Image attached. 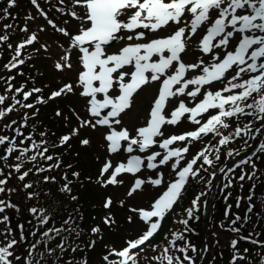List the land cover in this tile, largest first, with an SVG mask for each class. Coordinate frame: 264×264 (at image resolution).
<instances>
[{
	"label": "snow or ice",
	"instance_id": "1",
	"mask_svg": "<svg viewBox=\"0 0 264 264\" xmlns=\"http://www.w3.org/2000/svg\"><path fill=\"white\" fill-rule=\"evenodd\" d=\"M31 3L39 8L37 0H31ZM74 4L84 9L83 16L78 15L75 11L71 12V16L81 22L82 26L79 32L72 35L63 28L59 31L70 37V49H76L79 53L82 68L78 76V82L82 86L80 95L88 98V111L92 117L96 118L94 121H82L81 126L92 128H96L98 125L107 126L109 131L104 138L108 142L111 153H116L122 148L127 153H133L137 150L146 153L154 146L164 150L163 153L152 151L150 155L144 158L139 155L130 156L126 164L120 163L113 169L106 183H122V181L117 180V176L122 172L132 174L139 172L145 166V160L148 169L168 165L171 161V168L177 176V179L167 186V189L148 209H133V211L139 213V218L146 225V230L142 235L135 240L127 241V246L121 250H111L108 255L103 257L107 264H138L139 252L135 250H142V246L161 228L162 221L180 199L189 178L195 179L200 174L203 165L211 166L213 164V160L206 155L209 152L207 146L183 166L181 161L184 159V154L189 152V147L187 145L175 148L170 146L177 141L191 143V141L200 140L203 136L209 134L222 136L218 144L223 146L228 144L231 139L229 136H223L219 131L221 127H229V124L225 122L226 118L239 115H255L258 119L264 121V0H74ZM13 6H15V0H9V7ZM4 12L7 14V9ZM212 13H215L214 19ZM85 24L86 27L83 26ZM173 26H175V30L166 37L152 39L148 42H134L143 40L146 31L157 33ZM6 27H10V25ZM201 29L204 30L205 34L200 40L199 50L204 54L211 53L212 62L206 64L203 59H200L197 63L185 64L181 54L187 49V41ZM24 31H27V29H24ZM234 38L235 44L231 45L232 50H229L230 42ZM7 39V36H0V40ZM36 39L37 37L32 35L25 43L32 44ZM119 41H124L123 46L117 51L109 53L107 49L113 45V42ZM25 43L18 46L13 57L14 62L5 65L6 68H16V61H18V64L24 63V60L18 59V57L21 55L20 49L25 47ZM215 49L221 51H214ZM221 52H223V55H221ZM70 56L71 52L69 50L61 58L64 62H57L55 67L61 71L66 68L70 69ZM197 69L200 70L201 74L192 78H185L188 71H196ZM230 73L231 75H229ZM242 73L258 74L242 80ZM157 81L160 82V88L145 126L136 129L135 136L130 135L127 129L117 131L113 125L121 123L119 117L131 108L133 96L145 85ZM214 82H220L223 85L222 89L213 92L204 88V86H210ZM190 86L195 87L190 89ZM202 88H204L203 99L194 107H188L185 101L180 99V97L194 99L201 95ZM8 90L10 91L11 87ZM16 91L21 92L23 90L17 89ZM40 91V89H33L24 92L23 99L27 100L33 92ZM72 91V85H65L61 90L52 93L50 98L59 97L65 92ZM224 93L231 94L224 95ZM172 98H176L177 106L171 111L170 115H166L165 108ZM7 99L6 96L0 95V105L5 104ZM13 99L15 100V97ZM250 99L252 103H248ZM38 102L43 103L45 101L39 99ZM20 103V100H15V104ZM15 104L0 110V119L4 118L7 113H11ZM22 106L25 108L34 107L32 104H23ZM245 108L253 111L246 112ZM105 109H110V111L101 116L102 111ZM209 110H216V114H209L206 121L201 123V120L197 117L209 113ZM57 115H60V113H57ZM182 118H187L199 127L195 131L185 134L172 135L163 140L157 139L164 136L162 131L164 125H176ZM12 123L15 124L16 122L13 121ZM5 127L11 128V125ZM14 131L18 135H23L19 128ZM78 132L79 129H73L71 134L64 135L61 138V143H68L72 136L78 134ZM242 132L244 135H248L251 132V127L237 128L234 135L238 137ZM28 139H31V137ZM44 143L43 141L40 144L33 142L31 147L21 149L14 138L10 139L8 136L0 135V146H5L4 152L6 153L0 156V160L6 162L9 156L19 151L20 155L15 158L20 163H16L11 167L14 168L15 172L20 173L25 158L32 162L37 160V156L48 161L53 159L50 155L45 156L48 151L47 148L36 151L34 155H27L29 151L41 149ZM81 143L87 145L89 141L85 139ZM216 151L218 153L219 148ZM258 151L264 152V143L260 144ZM236 154L239 155V153ZM228 155L231 156L233 153L229 152ZM201 158L200 167H194L198 161H201ZM219 158V155H217L216 159ZM244 165H250L253 171L251 173L242 172L239 176L241 181L245 180L246 177L252 179L256 175L254 171L256 165L252 162L251 157L241 159L236 167L239 168ZM50 167H59V163ZM110 168H112L111 162H107L102 169V174L107 173ZM29 171H24L18 178L23 181L29 175ZM42 171H45V169L37 168V172ZM221 171L223 172L224 169H221ZM230 171L234 170L230 169ZM3 175V170L0 169V176ZM10 175L11 173H9ZM74 175L78 174L74 173ZM48 179L54 180L55 178L45 177L46 181ZM148 182L158 186L162 183V178L149 180ZM7 183V178L0 179V193L14 191V189L4 187ZM144 183V180L137 179L129 195L140 189ZM231 184L232 180L228 178L224 187H231ZM24 187L31 188L32 185L25 184ZM61 191L70 192L71 189L65 184ZM201 195L204 194L201 193ZM199 200L200 196H197L192 201L193 207L186 209L188 218L180 221L185 225V231H190L187 225L189 220L193 218L194 212L199 210ZM249 200H252L251 195ZM110 204V200L106 201L105 207ZM5 208H16V205L6 203L3 199H0V213H4ZM30 211L33 215L38 214L41 226L48 224L50 218L44 215L43 209L33 207ZM248 212H252L251 206L248 208ZM225 214L227 215V212ZM239 219L240 217L237 216L232 220V224H236ZM7 220L8 217L4 216L0 223L7 222ZM68 223L69 221H65V224ZM105 223H110V220L106 218ZM67 230L74 231V229ZM62 231H65V229L49 228L41 234V242L44 243L49 255L54 253L56 248H59L61 253L67 251L65 248L66 237L56 245V248L47 247L49 241L54 240ZM92 231L96 233L99 228H94ZM230 231L238 233L240 228L232 227ZM77 235L79 234L77 233ZM45 237L47 239H43ZM173 237L169 241V246L165 247L161 255L154 257V259L159 264H185V262L195 264L194 257L188 254L189 251L193 253L197 251L195 246L186 241L183 233H173ZM241 239L250 240V237H241ZM177 241H185V243L183 246H178ZM16 243L17 241L13 239L0 247V264H12V260L9 258L13 256V252L10 249ZM251 243L264 247V242L258 240H251ZM237 244L236 239L231 241L233 255L230 264H237L238 260H245V257L240 254ZM91 246L90 244L89 247ZM35 247L36 245L32 246L33 249ZM170 249L182 253L183 258L169 254ZM72 251L75 252L76 248L73 247ZM244 252H248V249L245 248ZM40 255L43 258V254ZM109 256H115L118 259L110 261ZM59 258L57 257V259ZM16 259L19 260L20 258L16 257ZM28 264H31V260L28 261ZM69 264H71V261H69ZM82 264H87V261L84 260ZM260 264H264V257H261Z\"/></svg>",
	"mask_w": 264,
	"mask_h": 264
},
{
	"label": "trees",
	"instance_id": "2",
	"mask_svg": "<svg viewBox=\"0 0 264 264\" xmlns=\"http://www.w3.org/2000/svg\"><path fill=\"white\" fill-rule=\"evenodd\" d=\"M32 8L33 5L28 0H15L13 7H9V0H0V36L8 37L7 40H0V95L8 98L5 104L0 105V110L15 104V100L21 101L20 104H15L11 113H7L4 118L0 119V135L8 136L10 139L14 138L21 149L31 147L33 142L40 144L43 141L45 143L41 149L29 151L27 155H34L36 151L47 148L45 156L50 155L53 159L48 161L37 156V160L32 162L25 158L20 173L15 172L11 167L20 163L15 158L20 155L19 151L9 156L6 162L2 160L3 166L0 165V169L3 170L4 175L0 177L1 179L7 178L8 183L4 187L14 189V191L0 193V199L16 205V208H12L14 216L11 221L19 220V231L24 234L22 242L29 237V241L24 245L27 250L22 247L25 251L23 259L20 262H17L16 259L22 255L18 240L10 249L13 256L9 259L15 264H28L29 260H31V264H69V261L71 264H82L84 260L89 264L92 257L102 252L106 253L112 248L126 247V242L134 240V236L132 230L130 234H125L122 228V225H125L124 221H114L112 218L113 209H105L101 204L98 198L99 188L86 182L90 177L89 167L92 156L88 152V146L81 143L85 138V129L75 125L77 106L75 103L67 102V93L50 98L52 93L64 88L67 75H60L58 82L59 80L61 82L57 83L55 78L47 74L48 69L55 72V62L40 49V39L44 36L42 27L45 24V19L38 16ZM5 9H7V14L4 12ZM8 25L10 27H6ZM32 35H35L37 39L32 44H26L25 42ZM21 43H25V47L20 49L21 55L18 59L24 60V63L18 64L16 61V68H6L5 65L14 62L13 57ZM43 68H45V72L41 71L40 74V70ZM9 87H11L10 91ZM17 89L23 91L17 92ZM33 89L41 91L33 92L32 96L24 100L23 93ZM39 99H43L45 102L39 103ZM248 103L250 102L248 101ZM23 104H32L34 107L25 108L22 106ZM13 121L16 123L13 124ZM225 122L229 124V127H221L219 131L222 135L227 134L229 130L232 132L229 135L231 137L229 143L220 146L218 138L221 136L214 134H210V138L214 139L213 143H207L205 139L201 142L204 147L209 148L208 156L213 160V164L211 166L203 165L200 174L195 179L189 178L188 185L172 211L169 212V217L163 221L161 228L142 246V250L137 249L139 252L138 264H159L154 257L160 256L164 248L169 246V241L174 238L173 233H183L186 241L195 246L197 251L188 253L194 257L195 264H230L233 255L231 248L233 239L238 241L237 248L240 254L245 257L243 261L238 260L237 264H260L261 257H264V247L251 243V240L264 242V170L261 168L254 170L256 181L260 182V185L252 186V191L233 197V203L224 201L223 197L224 189H226L224 182L229 177H236L239 174L236 165L241 159L251 157L249 153L256 143V141H248V139L245 142L232 139L236 131L234 128L243 129L245 126H250L252 134L257 129H262L259 135L261 138L264 121L255 115H239L228 118ZM6 125H11V128L5 127ZM17 128L23 135H18L14 131ZM73 129H79L78 134L73 135L68 143H61V138L71 134ZM29 137L31 139H28ZM193 143L197 144L196 141ZM4 147L0 146V156L6 154ZM247 147L249 148L246 149ZM217 148H219L218 153ZM229 152H232L233 155L229 156ZM217 155L220 157L218 160L216 159ZM263 156L264 152H258L252 159H255L256 163L260 165L264 162ZM235 158H238L237 162L231 166L234 171H229L221 179L211 208L209 222L205 226L207 199L213 182L222 173L221 169L225 170ZM57 163H59V167H50ZM201 163L202 160L195 167H200ZM37 168H43L45 171L37 172ZM24 171H29V175L21 181L18 177ZM247 171L251 173L253 169H247ZM9 173H11L10 176ZM74 173L78 175H74ZM213 174L215 175L213 176ZM45 177H54L55 179L46 181ZM238 182L232 188L228 187L229 190L233 191V188L241 190ZM25 184H31L32 187L25 188ZM65 184L71 189L70 192L61 191ZM250 195L252 200H249ZM197 196H200L199 210L195 211L193 218L189 220L187 228L190 231H185V225L180 221L188 218L186 209L193 207L192 201ZM232 206L235 207L234 211ZM250 206L252 212H248ZM33 207L44 210V215L50 218L48 224L40 225L38 214L33 215L30 211ZM115 207L117 208V206ZM0 216H7L6 209ZM237 216L240 219L233 225L232 220ZM106 218L110 220V223H105ZM65 221H69V223L65 224ZM232 227L240 228V231L232 232L230 231ZM49 228H63L65 231H62L54 240L49 241L47 247L56 248V245L66 237L65 248L67 251L61 253L60 249L56 248L54 253L48 254L44 243L41 242V234ZM94 228H99V231L93 233L92 229ZM67 229H74V231ZM14 235L15 233L6 228L3 229L0 225V247L15 239ZM204 237L206 250L201 256ZM241 237H250V240H242ZM93 239H97L96 244H91ZM184 243L185 241H177L178 246H183ZM90 244L91 247H89ZM33 245H36L35 249L32 248ZM73 247L76 248L75 252L72 251ZM245 248L248 249L246 253L244 252ZM41 253L43 258H41ZM15 254L17 255L14 258ZM29 254L31 255L29 256ZM169 254L183 258V254L174 249H170ZM25 257H28L27 262ZM57 257L60 258L57 259Z\"/></svg>",
	"mask_w": 264,
	"mask_h": 264
},
{
	"label": "rangeland",
	"instance_id": "3",
	"mask_svg": "<svg viewBox=\"0 0 264 264\" xmlns=\"http://www.w3.org/2000/svg\"><path fill=\"white\" fill-rule=\"evenodd\" d=\"M28 2L31 3V0H28ZM37 3L39 5V8H37L35 5L31 3L33 5L32 9L33 11L36 12L38 16H41L45 19V24H43L42 27V32L44 36L40 39L41 42L40 49L44 51V54L46 56H48L50 59H52L53 62H55V65L57 62L63 63L64 61L61 59L62 56H64L69 50L71 52L70 61H69L71 63L70 69L66 68L63 71H61L56 68L55 72H53V70L51 69H48L47 74L55 78L57 80V83L61 82L60 80L58 82L60 75L65 74L67 75L66 76L67 80L64 82V86L72 85L73 91L65 92L67 93V97H68L67 102H72L73 104L75 103V105L77 106V110H76L77 116H75L76 118L75 125L78 128L85 129L84 140L86 139L89 141V143L87 144L89 150L88 152L91 153L92 156L91 165L89 167L90 177L89 180H86V182H88L91 186H96L99 188L98 198L100 199V202L104 207L106 201L108 200L111 201V204L108 207H105V209L108 208L113 209L114 215H112V218L114 219V221L117 222H119L120 220L124 221L125 225H122L123 232L125 234H130V231L132 230L135 240L140 235H142V233L146 230V225L139 218V213L133 211V209L136 210L148 209L149 206L167 189V186L175 179H177L176 173L173 172L171 168V161L169 162L168 165H161L156 169H148L146 167L147 161L145 160V166H143L139 172L135 174L122 172L120 175H118L117 180L122 181V183L119 182L116 184L106 183L113 169L120 163L126 164L130 156L139 155L142 158H144L145 156L150 155L152 151H160L163 153L164 150L160 149L158 146H154L149 152L146 153H141L138 150L134 151L133 153H127L126 151L123 150V148L116 153H111L109 151L108 142L104 138L107 132L109 131L107 126L98 125L96 128L81 126L82 121L84 120L94 121L96 118L92 117L88 111V107H89L87 103L88 98L82 97L80 95L82 91V86L78 82V76L82 68L79 61V53L76 49H70V37L63 35V33L59 31V29L63 28L72 35L77 34L82 25L79 20L71 16V12L75 11L78 15L83 16L84 9L80 6L75 5L74 0H63V2H61V0H37ZM212 16L214 19L215 13H212ZM49 21H51V23H49ZM83 26L86 27L87 25L85 24ZM174 30H175V26L169 27L167 30H161L157 33H152L146 30H140V31H146V35L143 40L134 41V42L136 43L148 42L152 39L166 37L170 35ZM204 34L205 32L203 29L198 30V33L187 41V49L184 53L181 54L183 62L185 64L197 63L200 59H203L206 64L212 62L211 53L204 54L199 50L200 40L202 39ZM123 44L124 41L113 42V45L109 47L107 50L109 53L115 52L117 51V49L123 46ZM234 44H235V38L230 42L229 50H232L231 45ZM214 51L220 52L221 50L215 49ZM221 55H223V52H221ZM41 71L45 72V68L40 70V74L42 73ZM199 74H201L199 69H197L196 71L190 70L186 73L185 78L186 79L192 78L193 76ZM257 74L258 73H249V74L242 73L241 79L242 80L249 79L251 76ZM229 75H231V73ZM194 87L195 86H190V89ZM222 87L223 85L220 82H214L210 86L207 85L204 86V88H207V90L213 92L217 90H221ZM159 88H160L159 81L149 83L145 85L143 88H141L133 96L131 108L127 109L119 117L121 123L119 125H113V127L117 131L121 129H127L130 135L135 136L136 129L145 126L146 120L153 106L154 99L158 94ZM204 88L201 89V95H198L194 99L188 97H180V99H183L188 107H194L197 103L200 102L201 99H203ZM235 91H239V90H235ZM229 94L231 93H224V95H229ZM98 98L100 97L98 96ZM249 102L252 103V100L250 99ZM176 106H177L176 98L170 99L167 107L165 108V114L170 115L171 111ZM245 111L252 112L253 110L245 108ZM107 112L108 111L102 112L101 116L106 115ZM209 114L215 115L216 110H209V113H204L201 116H198L197 119H200L201 123H204L206 121V118L209 116ZM227 119L228 118H226L225 121ZM198 127L199 125H195L191 123L187 118H182L181 121L176 125H167V124L164 125V127L162 128L164 136L159 137L157 139L163 140L172 135L185 134L187 132L195 131ZM236 129L237 128H234V130ZM261 130L262 129L256 131L253 134L251 131L248 135H244V133L242 132L241 135L238 136V138L235 135H233L232 139L234 138L239 139V141L241 142H245L246 139H248V141H256V143H254L255 145L251 149V152L249 153L251 158H253V156L259 152L258 149L260 144L264 143L263 140L264 131L261 135V138L259 137V135L261 134L260 132ZM231 134L232 132L229 130L227 134L223 136H229ZM221 138H218V141ZM204 139L207 143H213L212 140H214L210 138V134H209L207 136H203L200 140H196L197 144L193 143V141H191V143H189L188 141H184V142L177 141L174 145L170 147L172 148L183 147L185 145L189 147V152L184 154V159L181 161V165L183 166L186 165L187 161H190L199 151H201L204 148V144H201V142ZM248 148L249 147H247L246 149ZM206 155H208V153ZM107 162H111L112 168H110L107 173L102 174V169ZM200 162L201 161H198L197 164H199ZM236 162L237 161L235 158L233 159L231 165H234ZM252 162L255 163L256 165V168L254 170L258 168L264 170V162L260 165L256 163L255 159L254 160L252 159ZM239 168H238L239 174L236 177H229V178H231L232 180L231 188L233 185H235L236 182L239 181L238 183L240 184L241 190H235V188H233L234 189L233 191H230L229 190L230 188L224 189V197H223L224 201L227 200L233 203V197H237L239 194L243 195L244 192L252 191L253 190L252 186L260 185V182L256 181L255 176L252 179H248L246 177L245 180L243 181L239 180V176L241 175L242 172L250 173L249 171H247V169L248 170L252 169L250 165H245L240 169ZM230 169L231 167L229 166V170ZM158 178H162V183L158 186H154L153 184L148 182L149 180H154ZM137 179L144 180L145 183L141 186L140 189L136 190L131 195H129V192L133 188L135 181ZM227 180L228 179H226V181L224 182V185L227 183ZM188 183L186 184V186L188 185ZM115 206H117V208ZM232 208L234 211L235 207L232 206ZM5 209L7 212L8 220L7 222L0 223L1 227L3 229L6 228L8 231L12 233H15L14 235L15 240L20 241L21 243L20 247H23L25 248V250H27V247L24 246V243H22L24 234L21 231H19V220L17 219L12 222L11 218L14 216L12 211L13 209L12 208L9 209L5 208ZM168 217H169V213L166 215L164 220H166ZM2 218L3 217L0 216V220H2ZM96 240L97 239H93L91 241V244H96ZM121 249L122 248L119 249L112 248L108 250V252L106 253L102 252L92 257V261H90L89 264H107V262L103 259V257L108 255L111 250L118 251ZM16 255L17 254H15L14 258L16 257ZM30 255L31 254H29V256ZM24 256L22 255L18 256L20 257V259L17 260V262H20ZM115 259H118V257L109 256L110 261ZM27 260L28 257H25L26 262ZM12 264H15L14 261H12Z\"/></svg>",
	"mask_w": 264,
	"mask_h": 264
},
{
	"label": "water",
	"instance_id": "4",
	"mask_svg": "<svg viewBox=\"0 0 264 264\" xmlns=\"http://www.w3.org/2000/svg\"><path fill=\"white\" fill-rule=\"evenodd\" d=\"M108 110H110V109H105V110H103V111H108ZM102 111V112H103ZM1 161V160H0ZM218 181V180H217ZM217 181L214 183V186H213V188L215 187V185H216V183H217ZM205 247V242L203 243V248Z\"/></svg>",
	"mask_w": 264,
	"mask_h": 264
},
{
	"label": "bare ground",
	"instance_id": "5",
	"mask_svg": "<svg viewBox=\"0 0 264 264\" xmlns=\"http://www.w3.org/2000/svg\"><path fill=\"white\" fill-rule=\"evenodd\" d=\"M215 192H216V189L213 191L212 193V197H211V202L213 201L214 197H215Z\"/></svg>",
	"mask_w": 264,
	"mask_h": 264
}]
</instances>
